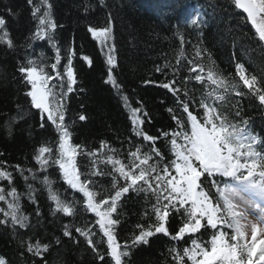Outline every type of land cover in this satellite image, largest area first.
Segmentation results:
<instances>
[{"label":"trees","instance_id":"1","mask_svg":"<svg viewBox=\"0 0 264 264\" xmlns=\"http://www.w3.org/2000/svg\"><path fill=\"white\" fill-rule=\"evenodd\" d=\"M38 2L34 0V3ZM49 2L53 5V19L57 24L54 39L61 49V72L67 62L68 50L72 49L75 53L73 65L77 85L74 87L77 91L69 94L65 120L72 124L71 142L82 145L85 152L95 153V156L78 155L77 161L81 171L104 173L92 177L97 191L111 190L112 175L108 173L112 171V164L107 162V157L119 159L128 171L133 162L130 153L137 148L140 155H152L150 164L159 162L161 175L165 165L171 175H175L171 164L175 159L171 144L173 133H191L188 113L183 110L185 103L201 124L208 118L217 125L225 118L240 126L247 121L252 134L257 137L254 150L264 155V105L260 104L258 97L251 96L236 73V65L240 63L244 65L246 75L257 77L258 84L264 80V42L258 40L246 14L235 9L231 0H105L103 6L99 0ZM0 15L6 18L7 30L14 44L13 48L0 44V170L12 172L14 186L18 192L25 193L27 184L17 166L38 169L34 159L36 151L45 144L55 146L58 134L50 122H46L44 128L40 127V113L32 107L30 97L25 95L31 86L26 85L18 69L28 66L29 58L39 62L41 52L47 63H54L55 52L47 40H30L38 20L33 18L32 5L28 4V0H0ZM193 20L197 23L193 24ZM89 27L97 31L106 27L112 29L111 44L116 60L113 76L121 86L120 94L111 84L105 83L109 67L105 56L107 50L102 49L100 42L93 38ZM29 43L32 45L30 48L27 46ZM85 56L92 61L91 66L83 59ZM189 61L202 66L204 71L200 72L198 67L196 73L190 72L192 65ZM209 66L219 77L238 82V90L245 95L225 92L218 84H212L208 79ZM47 71L55 75L50 68ZM197 74L203 77L202 81L195 80ZM163 83H170L179 91L174 95L159 86ZM80 88L84 91H79ZM122 95L129 98L132 107L142 109L138 115L145 122L140 127L145 134L155 138L154 142L134 133L131 112L125 107ZM218 95L223 99H216ZM202 104L214 111L206 113ZM144 111L148 113L147 117L143 116ZM80 115H84L85 120L81 121ZM177 120L182 128L177 125ZM176 140L178 144L183 141L180 137ZM153 148L159 151V156L152 151ZM92 160L97 161L94 166L90 165ZM135 163L138 164L139 160ZM131 170L139 171L134 167ZM25 174L31 176V173ZM47 174L55 182L53 187L67 199L72 200L75 196L81 201L77 205V215L68 217L57 213L53 216L51 208L54 205L49 201L47 191L38 181L33 182L41 215H35L37 205L25 196L22 207L30 216L32 227L18 229L14 234L10 226L0 225V257L7 264H41V258L33 257L23 246L29 240H39L49 245L47 252L43 253L46 264H105L96 258L85 238L74 230L75 226L92 228L97 233L93 237L97 241L96 247L101 252L106 251V238L95 224L97 217L83 210L82 194L73 193L68 188L61 179L58 166L49 168ZM206 175L201 177V187L215 203L217 192L212 181L224 187L234 179L219 176L205 179ZM118 183L122 185L125 182L121 178ZM0 186L7 187L8 182L0 181ZM155 203L151 190L140 193L130 190L119 201L117 212L120 223L115 226V231L122 246L131 243L132 237L141 231L151 230L154 233L147 238V244L132 247L130 255L125 257L127 264H179L177 256L182 255L185 248H191L194 239L210 246L213 232L221 229L202 227L195 234H184L182 239L173 240L171 237L178 234L187 219L184 207L189 206L181 207L177 203L179 212L169 208L164 222L169 235L155 233V227L160 223L152 210ZM0 206H3L2 203ZM113 217L117 218V213H113ZM66 224L72 225L75 240L63 235ZM223 230L231 231L227 228ZM57 238L59 244L56 243ZM184 264H191V261L184 257Z\"/></svg>","mask_w":264,"mask_h":264},{"label":"snow or ice","instance_id":"2","mask_svg":"<svg viewBox=\"0 0 264 264\" xmlns=\"http://www.w3.org/2000/svg\"><path fill=\"white\" fill-rule=\"evenodd\" d=\"M99 3L103 6L105 0H99ZM231 3L235 9L242 10L246 14L247 21L255 29L256 37L260 42H264V0H231ZM28 4L32 5L33 18L38 20L36 31L30 40H47L55 52V62L47 63V58L41 52L39 62L29 58L27 59L28 66H21L18 70L26 85L31 86V90L27 91L25 95L30 97L32 107L40 112V127L44 128L46 122H50L58 134V141L55 146L45 144L38 148L34 156L38 169H24L17 166V171L27 184L25 193L18 192L14 186L12 172L0 170V181L6 180L8 182L7 187L0 186V203L3 205L0 206V217H2L0 218V225L10 226L14 234L18 229L32 227L30 216L23 211L22 199L26 196L32 204L37 205L35 215L40 217L41 212L36 196L37 189L33 183L37 181L44 186L49 201L54 205L51 208L53 216L57 213H62L68 217L77 215V205L81 204V201L77 200L75 196L72 200L67 199L63 193L53 187L55 182L47 174L49 168L58 166L61 179L68 188L73 193L82 194L83 210L91 212L97 217L95 224L99 226V231L106 238V251L101 252L96 247L97 241H94L93 237L97 233L92 228L75 226L74 230L85 238L89 247L93 249L96 258L105 264H127L125 257L130 255L132 247L147 244V238L154 234L151 230H145L141 231L139 235H134L131 243H125L122 246L118 242L115 226L120 223L117 212L119 201L130 190L137 193L151 190L155 196L156 203L152 205V210L156 214V220L160 221L155 227V233L169 235L164 222L169 215V208H174L179 212V208H176L177 203L181 207L189 206L184 207V215L187 219L184 226L179 229L178 234L171 237L173 240L182 239L186 232L195 233L202 227H210L216 230L218 226H222L219 231L213 232L210 246L202 245L194 239L192 247L185 248L183 254L177 256L179 264H184V257H187L191 264H264V229L254 226L249 236L239 230L234 219L238 215L234 211L235 200H242L255 208H259V205L243 198L240 193L227 185L221 187L215 180L212 183L216 188L217 201L213 203L209 194L201 187V177L205 174H207L205 179L216 176L237 178L241 183H246L257 197L264 199V155L254 150L253 146L257 144V137L252 134L248 122L244 121L243 126H240L227 121L225 118L219 125L212 119L201 124L197 121L196 116L189 112L188 105L185 103L183 110L188 113L191 133H173L171 144L175 159L171 164L175 175H171L167 165L164 166L163 175H161V169L158 167L159 162L150 164L152 155L147 153L140 155V149L137 148L130 153L133 162L128 171L125 170V165L119 159H113L112 156L107 157V162L112 164V171L108 174L112 175L111 190L114 192L109 189H105L103 193L97 191L96 181L92 177L104 173L95 170L81 171L77 161L78 155L95 156V153L85 152L82 145L71 142L72 124L66 123L65 120L69 94L77 91L74 87L77 85L73 65L75 53L72 49L68 50L67 62L63 66V72H61L59 70L62 59L61 49L54 39L57 24L53 19V5L49 0H39L38 3H34V0H28ZM7 11L11 13L10 8ZM239 19H245V17H239ZM192 23L196 24L197 21L193 20ZM6 25V18L0 15V44H6L8 48H13L14 44ZM88 31L94 39L100 42L101 48L107 50L105 56L109 67L105 83L111 84L116 89L117 94H120L121 86L113 76L116 60L113 55L114 46L111 44L112 29L106 27L97 31L93 27H89ZM27 46L30 48L32 45L29 43ZM197 55L200 53L197 52ZM83 59L91 66L92 61L87 56ZM189 64L192 65L189 69L190 72L196 73L198 67L200 72L204 71V68L195 64L194 61H189ZM167 66L165 65V67ZM48 68L55 75L49 74ZM157 71H161V69L157 68ZM208 73V79L212 84H218L225 92L231 91L237 95H245L238 90L240 88L238 82H230L219 77L211 66L208 67ZM236 73L239 76V81L243 82V86L249 90L251 96L258 97L260 104L264 105V80L258 84L257 77L246 75V69L240 63L236 65ZM53 80L56 83H52ZM195 80L202 81L203 77L197 74ZM159 86L169 90L174 95L179 91L170 83H163ZM79 91L82 92L84 89L80 88ZM121 99L124 101L125 107L129 108L131 112L130 119L134 133L146 141L154 142L155 138L145 134L140 127L145 122L138 115L142 109L132 107L126 95H122ZM216 99L222 100L223 96L218 95ZM202 106L205 107L206 113L214 111V109L208 108L206 104H202ZM143 116L147 117L148 113L144 111ZM79 119L83 121L85 116L80 115ZM177 125L183 127L179 120H177ZM176 137H180L183 143L178 144ZM103 146L102 143L101 147ZM152 151L157 156L160 155L155 148ZM136 160H139L138 164L135 163ZM96 163V160L90 161L92 166ZM142 165L143 167H141ZM132 167L139 169V171L131 170ZM26 172L31 173V176L25 174ZM39 173L44 175L41 176ZM121 178L125 182L122 185L118 183ZM153 182H155V186H153ZM164 201L167 203H163ZM260 212L261 214L257 219L264 224V209H260ZM113 213H117V218L113 217ZM202 220H206V225L202 224ZM137 227L141 226L137 225ZM71 228L72 225L70 224L64 225L63 235L75 240ZM223 228L230 229L231 234L224 231ZM56 243H60L59 238H57ZM23 246L25 251L33 257H40L41 264H46L43 253L47 252L48 244H42L39 240L34 242L29 240ZM106 256L109 258L108 260H106ZM0 264H7V261L0 257Z\"/></svg>","mask_w":264,"mask_h":264},{"label":"clouds","instance_id":"3","mask_svg":"<svg viewBox=\"0 0 264 264\" xmlns=\"http://www.w3.org/2000/svg\"><path fill=\"white\" fill-rule=\"evenodd\" d=\"M234 205V211L238 213L234 219L237 222V227L242 233L250 236L254 226L264 229V224L257 219L255 207L253 205L239 199L234 201Z\"/></svg>","mask_w":264,"mask_h":264},{"label":"rangeland","instance_id":"4","mask_svg":"<svg viewBox=\"0 0 264 264\" xmlns=\"http://www.w3.org/2000/svg\"><path fill=\"white\" fill-rule=\"evenodd\" d=\"M46 115V114H45ZM209 119V118H208ZM207 119V120H208ZM182 143H183V141H182ZM234 179H236V181H238L237 182V186L239 187V189H242V190H244V189H246V188H248V186H247V184L246 183H241L239 180H237V178H234ZM231 189H234L235 191H236V189L235 188H231ZM238 189V190H239ZM237 192V191H236ZM239 193V192H238ZM245 192H241L240 194H241V196L243 197V198H246V199H248V200H252V201H254L255 202V199H257L258 197L255 195L254 197H255V199L254 198H251L250 196H246V194H244ZM246 197H245V196ZM257 205H259V208H255V214L257 215V217H259V215L261 214V212H260V209H264V203H263V205L262 204H259V203H257ZM194 223V222H193ZM203 223H205L206 224V220H202V224ZM218 227H222V226H218ZM199 231V230H198ZM197 231V232H198ZM187 233H190V232H187ZM196 233V232H195Z\"/></svg>","mask_w":264,"mask_h":264}]
</instances>
